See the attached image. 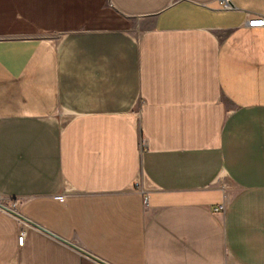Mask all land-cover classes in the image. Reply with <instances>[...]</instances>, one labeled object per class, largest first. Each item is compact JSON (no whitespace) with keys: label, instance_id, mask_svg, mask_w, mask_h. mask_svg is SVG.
I'll use <instances>...</instances> for the list:
<instances>
[{"label":"crops","instance_id":"crops-1","mask_svg":"<svg viewBox=\"0 0 264 264\" xmlns=\"http://www.w3.org/2000/svg\"><path fill=\"white\" fill-rule=\"evenodd\" d=\"M228 1L0 0V264H264V0Z\"/></svg>","mask_w":264,"mask_h":264},{"label":"built area","instance_id":"built-area-1","mask_svg":"<svg viewBox=\"0 0 264 264\" xmlns=\"http://www.w3.org/2000/svg\"><path fill=\"white\" fill-rule=\"evenodd\" d=\"M220 4L222 6V8H227V9H231L230 3L228 0H220ZM247 26L249 27H254V28H259L261 26H264V16H259V18H252L250 20L247 21ZM143 142L140 143V147L143 148ZM225 196L223 197V201L222 203L220 202L219 204H217L214 208L215 210H213V212L215 213H223L224 210L226 209L227 203H228V197L227 194H224ZM58 200H62L63 197L62 196H57ZM147 202V198L145 197L144 199V204H146ZM24 241V232H20L19 236L17 237V244L18 246L22 245Z\"/></svg>","mask_w":264,"mask_h":264},{"label":"water","instance_id":"water-1","mask_svg":"<svg viewBox=\"0 0 264 264\" xmlns=\"http://www.w3.org/2000/svg\"><path fill=\"white\" fill-rule=\"evenodd\" d=\"M0 208L3 209V210H5V211L7 210V211L11 212L13 215H15L17 217H21V216H18L15 212L12 211V209L8 208L7 206H4V205L0 204ZM55 238H57V237H55ZM62 241H64L66 243V245H68L69 247H71V248L73 247V248L77 249L78 252H80L81 254H83L85 256L86 255L90 256L96 262H98V263L100 262L102 264H107V263H105V261H103L101 259H97L96 257L92 256V254H90L88 252H84L83 250L79 249V247L76 246V245H74L73 243L72 244L71 243H68L65 240H62Z\"/></svg>","mask_w":264,"mask_h":264}]
</instances>
